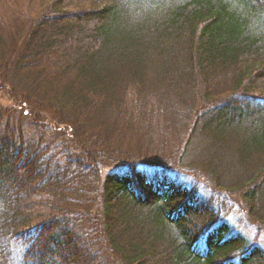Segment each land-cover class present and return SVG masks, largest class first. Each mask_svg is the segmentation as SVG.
Instances as JSON below:
<instances>
[{
    "label": "trees",
    "instance_id": "16d2710c",
    "mask_svg": "<svg viewBox=\"0 0 264 264\" xmlns=\"http://www.w3.org/2000/svg\"><path fill=\"white\" fill-rule=\"evenodd\" d=\"M0 90V264H264V0H0Z\"/></svg>",
    "mask_w": 264,
    "mask_h": 264
},
{
    "label": "rangeland",
    "instance_id": "374dc122",
    "mask_svg": "<svg viewBox=\"0 0 264 264\" xmlns=\"http://www.w3.org/2000/svg\"><path fill=\"white\" fill-rule=\"evenodd\" d=\"M0 105H2L3 108L13 109V111L16 110L15 104L8 99V97L2 90H0ZM247 231L249 234H253L251 229H248ZM248 238H252V235H248Z\"/></svg>",
    "mask_w": 264,
    "mask_h": 264
}]
</instances>
